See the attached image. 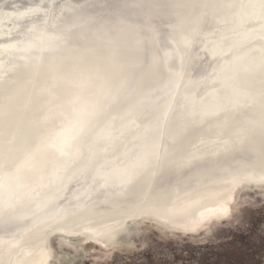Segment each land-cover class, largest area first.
Wrapping results in <instances>:
<instances>
[{"label": "bare ground", "instance_id": "bare-ground-1", "mask_svg": "<svg viewBox=\"0 0 264 264\" xmlns=\"http://www.w3.org/2000/svg\"><path fill=\"white\" fill-rule=\"evenodd\" d=\"M247 2L252 0H121L96 8L91 1L71 0L80 26L55 51L21 64L14 50L37 49L35 40L24 38L23 21L29 19L37 33L55 35L35 23L38 13L47 14L49 7L0 0V53L11 55L0 56V160L10 163L3 171L15 172L42 136H54L74 118V109L87 104L88 112L95 113L81 114L87 131L76 141L78 151L61 155L45 149L24 167L19 179L0 190V264H58L59 249H78L88 242L115 251L127 244L126 239H114L127 219H140L133 221L130 235L144 223L170 234L167 227L209 234L237 208L245 190L235 197L234 187L247 188L251 182L264 186L263 178L243 175L252 170L260 176L264 171V80L257 83L252 72L235 77L251 91V98L259 93L251 101L237 97L230 87L219 92V83L206 86L217 77L208 72L218 70L221 61L230 70V61L239 54L257 61L264 58L263 41L245 45L264 30V10L239 7ZM189 31L199 48L215 57L231 49L229 55L218 63L197 46L188 50L179 45L177 37ZM148 53L159 60L155 79L143 68ZM260 67L256 76L264 73ZM201 88L199 96L208 89L224 96L225 109L210 118L197 115L187 120L183 115L189 109L181 110L172 96L178 90ZM115 103L122 115L135 110L148 135L144 132L141 138L135 127L128 136L111 140L112 131L107 134L96 116ZM88 120H95L93 127ZM135 134L138 138L130 140ZM198 134L205 137L186 152ZM142 159L149 167L123 191L116 189L135 172V164L129 168L128 162ZM101 170L105 181L93 189L91 176ZM82 217L86 221L74 224L73 218Z\"/></svg>", "mask_w": 264, "mask_h": 264}, {"label": "water", "instance_id": "water-1", "mask_svg": "<svg viewBox=\"0 0 264 264\" xmlns=\"http://www.w3.org/2000/svg\"><path fill=\"white\" fill-rule=\"evenodd\" d=\"M71 0H22V4L23 5H27V4H33V5H37V6H47L49 7V10L47 11L48 13H38V17H35L36 19V24L40 25V26H45L47 29H51L53 31H55V35L52 34H45L43 35V33H37L34 31V26L31 24V21L29 19H27L26 21H23V24L21 25V27L24 29V38H32L33 40L36 41L37 44V49H33L31 50V47H28L27 49H19L17 51L14 50V54L16 55V61L18 63L23 64L24 62H26V60L28 58L30 59H35L38 60L40 59L42 56H46L49 53L55 51L59 46L63 45L65 43L66 38L68 37V35L70 34V32L72 30H74V28L80 26V24L82 23L81 19L78 16H75V13L73 12L72 8H73V4L70 3ZM74 1H80V0H74ZM87 1H91L93 3L92 7H101L103 6L104 3L107 2H117V1H121V0H87ZM248 3H255V4H259V0H252V2H247ZM244 4V5H246ZM8 7H13L12 5H6ZM2 9V8H1ZM250 11L253 10L254 12L256 10H260V8H255V9H251L248 8ZM252 14V13H251ZM244 18V11L241 14ZM70 17H72V19L74 20V22L71 23L70 21ZM246 22V20H245ZM230 30V29H229ZM260 34L257 35V37L255 39H252L250 41H247L245 43V45L251 43L252 41L256 40V39H260L261 41H263L264 43V30H260ZM36 33L39 34V36H36ZM207 36H210L209 34L207 35H203L201 38L203 40H205V38ZM189 38V42L186 43L185 42V38ZM10 38L8 37H4L3 39H8ZM118 41L121 44H124L125 41L123 40L122 37H117ZM194 35L192 33V31L186 32L184 34H181L177 37L178 40V44L179 45H184L187 46L188 50L191 49L192 47L194 48L195 46L198 47L199 51H204V53L206 54V56L208 57V59L210 61L218 60L221 61V58L223 56H227L229 55L231 49H227L225 50L222 55H220L219 57H215L216 55H211L206 49H204L203 47L199 48L198 43L194 42ZM175 42V41H174ZM210 42V41H207ZM176 43V44H177ZM236 46V45H235ZM244 46V45H241ZM29 51H26L28 50ZM9 51H12L13 49H8ZM255 48H252L251 51H254ZM8 55V53L6 52V50H2L0 53V56H5ZM11 55H8L9 58ZM247 53H243V54H239L238 56H234L232 58V60L230 61V63L232 64V68L230 70L226 69V63L224 61L220 62V66H218V70H213V71H209L208 75H211L212 73H216L217 77L216 79H213L211 82H207V87H209L210 85H212L213 83H219V86L217 87V90L219 92H223L224 89H228L229 87L232 88V90L237 94V97L239 98H244L245 100H256V98L259 97V93L253 94L252 98L251 96H249V94L251 93L250 90H247L243 87V81L236 80V78L238 79V75L242 72H252L254 73V77L256 78L257 83H261L264 80V73L259 75H255V72H257L259 70L260 65L264 66V58H259V61H257V59H247ZM248 60V61H247ZM144 70L147 72V76L150 79H155L158 76V70H159V60L156 54L153 53H148L146 55L145 58V62H144ZM205 70L204 71H208L209 67L206 66L204 67ZM8 69V68H7ZM5 69V70H7ZM1 77H4V74L1 75ZM236 77V78H235ZM242 80V79H241ZM232 85V86H231ZM132 86V83H130V87ZM201 89H196V90H192V89H187L185 91L180 92L181 90H178L176 92H174L173 96L174 97V101L175 104L180 105L181 110L182 109H189L187 111V113H185L183 116L184 118L186 117V119H191L193 117H196L197 115H201L202 117H213L218 115L219 113H221L224 109L225 106L227 104L226 98H224V96H222L221 94H219L218 91H213V90H207L205 92V94L200 95L201 93ZM234 98V97H233ZM236 98V97H235ZM202 99V100H201ZM173 100V99H172ZM118 103V102H116ZM115 103V104H116ZM120 103V102H119ZM118 103V104H119ZM116 104L115 106H110L109 108H107L102 114L96 116V122L101 123V127L105 128V132L107 134H109L111 131V133L108 136H112L111 140H116L115 138H117L118 136L120 138L122 137H126L129 135L130 131L133 130L135 127H139L138 130H141L140 136L142 135V133L147 132L146 135H148V128H146V124H143L142 127L140 128L139 123H140V118L139 116L136 114L135 110H129L126 112V114L122 115L120 113V106ZM192 108V109H191ZM191 109V110H190ZM95 119V118H94ZM119 120L120 121H126L125 123L119 124ZM206 120L205 118L198 120L197 122H202ZM90 120H88V124L90 127H93V124L95 120H93L92 122H89ZM88 126V127H89ZM122 128L121 130L117 131V128ZM116 131V132H115ZM213 135V134H210ZM138 134L133 137H131L130 140H135L138 137ZM148 137V136H147ZM203 137H205L202 134H198L197 136H195L194 138V142L190 145L187 146L186 152L188 150H190L191 148H193L194 146L198 145L200 142L199 140L202 139ZM113 138V139H112ZM141 138H143V135L141 136ZM77 141V140H76ZM76 141L73 142V146L70 150V152H74V150L78 151L80 147V144L76 145ZM143 141V139H142ZM32 142H29L28 144L25 145V147L30 146ZM195 143V144H194ZM74 145L76 146V148L74 147ZM103 152V151H102ZM10 165V163H6L5 164V168H7ZM134 167V166H133ZM4 168V169H5ZM259 173H255L252 172V170H248L247 172L243 173L244 178H249V180L252 179H256V178H263L264 179V171L262 172V174L259 176ZM251 178V179H250ZM237 189L232 190V194L233 196H237L238 193H240L242 190H264V186H256L254 185L253 182H251V185L247 188H242L240 187V184L237 185ZM116 189H121L120 184H117ZM74 219V224H79L81 222L86 221L84 217H82V219ZM82 220V221H81ZM140 219H136V220H128L127 219V225L125 226L124 229H122L121 231H119L118 233H116L114 239L117 240H124L126 239V242H130L129 239V232L132 229V227L134 226V222L136 221L138 222ZM216 221V219H213L211 221H208L206 224H210L212 222ZM226 218H223L220 223L223 224L225 223ZM135 222V223H136ZM141 230V228H140ZM166 230H170L171 232H173L174 234H190V233H194L200 229H197L195 231H185L179 228H168ZM181 236H185V235H181ZM50 242V237H47V241L46 243ZM83 243V242H82Z\"/></svg>", "mask_w": 264, "mask_h": 264}, {"label": "trees", "instance_id": "trees-1", "mask_svg": "<svg viewBox=\"0 0 264 264\" xmlns=\"http://www.w3.org/2000/svg\"><path fill=\"white\" fill-rule=\"evenodd\" d=\"M255 215L243 225L235 223L226 226L231 220L219 224L223 227L212 237L197 241L191 236L210 235L203 231L196 234L172 238L174 233L154 229L166 238H159L155 246L126 256L121 264H264V205H244ZM243 206V207H244ZM169 236V237H168ZM157 246H161L158 252Z\"/></svg>", "mask_w": 264, "mask_h": 264}, {"label": "rangeland", "instance_id": "rangeland-1", "mask_svg": "<svg viewBox=\"0 0 264 264\" xmlns=\"http://www.w3.org/2000/svg\"><path fill=\"white\" fill-rule=\"evenodd\" d=\"M242 198V199H241ZM240 200V201H239ZM239 200L237 201V208L233 211V215L231 218L233 219L231 222L226 223L228 225H234L237 223L238 225H243L245 221L251 220L255 215L247 211V206L244 205H264V190H245L240 193ZM244 206V207H243ZM231 218L227 220H231ZM264 223V219H263ZM219 223H215L211 234L207 236H203L201 234L191 236L192 240L204 241L212 236H214L223 226ZM158 229L154 226L144 223L141 227V230L134 232L132 231V235L129 234L130 242H126V245H120L117 250H109L106 248H101L92 243H85L83 246L75 248H61L57 253V263L58 264H121V261L131 254L137 252L142 248H146L148 245L155 246L157 242H159V238H166V236H162L157 231L153 230ZM164 232V231H163ZM169 237V236H168ZM180 238L179 234H175L172 238ZM131 243V244H130ZM122 246V247H121ZM161 246H157L158 252H161ZM61 251V252H60ZM83 253V254H81ZM77 254V255H76ZM70 260H69V259Z\"/></svg>", "mask_w": 264, "mask_h": 264}, {"label": "snow or ice", "instance_id": "snow-or-ice-1", "mask_svg": "<svg viewBox=\"0 0 264 264\" xmlns=\"http://www.w3.org/2000/svg\"><path fill=\"white\" fill-rule=\"evenodd\" d=\"M241 8H260L264 10V0H259V4L249 3L248 5H239ZM261 15H264V11L261 12ZM185 42H189V38H185ZM88 105L85 104L83 107L79 109H74V118L68 121L66 124L62 125L59 131L52 135H44L41 137L40 142L30 151H27L24 160H22L15 167V172H7L3 171L5 168V164L2 160H0V190L4 189L8 182L12 179H19L20 173L24 169V167L31 163V161L35 158V155L39 152L44 151L45 149H55L61 155H67L70 153V150L73 146V142L76 141L80 136H83L87 131V122L81 119V114H90L94 115V111L88 112ZM94 109L95 105H91ZM135 164V172H130L128 174V179L125 181L124 187L120 189L123 191L124 188L130 186L137 176H139L146 168L149 167L148 160H141L138 164L135 161H129L128 167L132 168ZM87 175H91L90 173ZM92 187L93 189L99 188L102 186V182L105 181V175L103 170H101L100 174L92 175ZM3 205L0 204V210H2ZM5 228L9 227L8 222H4Z\"/></svg>", "mask_w": 264, "mask_h": 264}]
</instances>
